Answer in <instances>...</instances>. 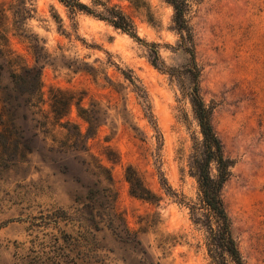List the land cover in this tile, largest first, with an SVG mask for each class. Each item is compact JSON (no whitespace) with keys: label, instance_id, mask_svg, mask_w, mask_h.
I'll return each instance as SVG.
<instances>
[{"label":"rangeland","instance_id":"obj_1","mask_svg":"<svg viewBox=\"0 0 264 264\" xmlns=\"http://www.w3.org/2000/svg\"><path fill=\"white\" fill-rule=\"evenodd\" d=\"M113 1L144 41L60 0H0L13 62L40 67L12 78L0 56V264H213L188 205L194 85L233 158L231 233L264 264V0H194L193 53L167 1Z\"/></svg>","mask_w":264,"mask_h":264},{"label":"trees","instance_id":"obj_2","mask_svg":"<svg viewBox=\"0 0 264 264\" xmlns=\"http://www.w3.org/2000/svg\"><path fill=\"white\" fill-rule=\"evenodd\" d=\"M72 10L80 9L105 19L113 26L128 32L137 39L136 23L131 12L127 11L119 2L113 0H60ZM129 6L136 9H149L147 0H126ZM172 5V20L179 32L180 42L185 50L193 53L191 48L192 32L189 25V12L194 0H165ZM25 10V9H24ZM150 11V10H148ZM150 15V14H149ZM151 20L149 16L147 18ZM8 30L0 29V56L10 63L9 74L12 78L21 72L35 70L36 79L40 78V67L29 65L27 62L15 63L17 54H12L9 47ZM34 40L38 41L37 34ZM150 47L154 51L152 60L157 57L155 43ZM21 57V56H19ZM195 75V74H194ZM193 109L197 117L201 138L195 139L190 156V171L197 181V197L188 203L193 221L200 224L204 230V244L206 252L213 264H246L235 237L231 233V218L227 212L222 197V187L231 174L233 158L224 154L223 144L210 120L211 110L199 95L196 85L190 90ZM135 193H144V186H137L134 178L127 176ZM139 181V178L135 177Z\"/></svg>","mask_w":264,"mask_h":264}]
</instances>
